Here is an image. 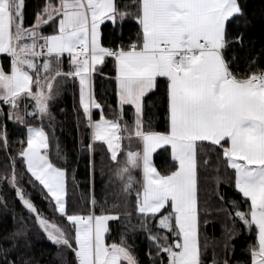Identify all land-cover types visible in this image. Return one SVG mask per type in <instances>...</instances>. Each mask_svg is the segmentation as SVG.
Listing matches in <instances>:
<instances>
[{
    "label": "snow or ice",
    "instance_id": "snow-or-ice-1",
    "mask_svg": "<svg viewBox=\"0 0 264 264\" xmlns=\"http://www.w3.org/2000/svg\"><path fill=\"white\" fill-rule=\"evenodd\" d=\"M23 8L24 0H0V55L8 62L7 69L0 64V105L8 106V121L26 126V146L17 154L24 170H17L16 158L10 156L11 173L0 175V193L5 187L14 192V199L28 212L25 217L13 211L12 227L0 233V264H18L14 253L31 247L29 233L34 229L56 246L59 264H140L126 236L137 228L149 243V264H248L230 259L232 241L241 234L254 236L246 249L250 264H264V68H252L264 60V45L249 49L254 55L245 58L247 70L240 71L237 48L250 43L246 30L255 23L245 3L60 0L56 6L45 3L28 27ZM127 21L134 22L135 38L126 43L122 35ZM260 23L264 25V14ZM49 24L52 31L45 34L42 28ZM65 54L67 71L62 66ZM108 58L115 73V118L104 114L93 90L94 78L104 75ZM67 79L79 84L82 122L90 130L93 184L96 142L106 146L119 180L113 203L99 214L68 211L66 169L50 159L44 129L26 120L28 116L51 120L50 101ZM157 92L158 99H150ZM157 103L164 108L163 131L145 121L146 108ZM93 109H100L99 119H93ZM126 138H134L137 149L121 159L118 154ZM0 145L7 152L6 122L0 129ZM158 150L170 158L166 172L154 165ZM201 175L214 185L208 190L220 207L212 209L206 200L201 209ZM24 176L51 211L66 220L65 227L50 222L34 203L22 184ZM108 183L116 181L110 177ZM221 184L232 188L233 196L220 191ZM133 200L137 224L129 210ZM0 207L8 211L6 195L0 194ZM213 210L223 211L231 226L221 225L223 257L213 250L206 259L209 243L207 235L201 241L202 213L206 229ZM122 217L120 242L107 244L109 221Z\"/></svg>",
    "mask_w": 264,
    "mask_h": 264
},
{
    "label": "trees",
    "instance_id": "trees-1",
    "mask_svg": "<svg viewBox=\"0 0 264 264\" xmlns=\"http://www.w3.org/2000/svg\"><path fill=\"white\" fill-rule=\"evenodd\" d=\"M59 0H24L23 8V23L25 27L30 26L36 19V14L42 10L45 3H51L54 6L57 5ZM125 2L130 3V0H121L123 5ZM246 5V12L255 17V23L246 30L245 40L250 42L246 44L244 49L237 48L238 54L241 57L239 62V70H247L245 58L249 55H254L253 51L249 49L259 50L264 45V25L260 23V16L264 14V0H242ZM45 34H50L52 31L51 25H45L42 28ZM107 28L105 29V35H107ZM129 37L135 38V26L134 22L127 21L123 25L122 38L124 42L129 41ZM2 65L5 69L8 67V62L1 56ZM63 69L67 71L69 69L68 58L65 54L63 60ZM256 67L264 68V60L259 61ZM104 75L96 74L93 81V90L98 102L102 105L103 112L108 118H115L114 109L116 104V97L114 91V81L112 78L115 73L113 70V61L111 58L106 60L103 66ZM34 88V86H33ZM160 93L157 92L150 99H158ZM31 102H29V111ZM112 106V107H110ZM4 115L0 116V129H2L5 122L7 123L8 133V150L7 152L0 145V175L5 172L11 173L12 161L10 156L16 158V168L19 171H23L22 160L17 155L23 146H26V126L19 123H14L7 120V105H0ZM21 114L24 113V101H21L20 105ZM50 111L52 119H45L42 122L34 119L31 116L26 117L28 123L33 124L36 127H42L48 134L50 139V159L57 163L58 166L66 169V202L67 208L70 213L76 212L80 214H88L89 211L100 213L102 208H108L113 203L115 197L114 193L119 190V180L113 175L115 164L109 160L106 155V146H102L101 142H96L94 152L96 161V171L93 184V178L90 173L89 159L90 150L87 145L90 141V130L85 126V122H82V110L79 106V84L78 81L71 79L65 80L58 88V95L55 99L50 101ZM129 110V116L127 119L131 121V115ZM100 109H93V119H99ZM145 121L150 122L152 128L158 131H163L165 128L164 108L157 103L155 107L146 108ZM122 152L118 155L121 159H124V152L129 150L131 144L137 149L135 139H124L122 142ZM132 147V146H131ZM60 153L58 157L57 153ZM124 155V156H123ZM154 165L161 172H166L170 166V158L165 156L163 152L158 150L153 155ZM103 168V172L101 171ZM211 174V173H210ZM134 175L139 178L140 172L136 171ZM112 177L116 181L115 184H109V178ZM22 184L29 193L30 198L36 203V205L45 213L49 221L57 224L58 227H65L66 220L54 214L51 211L49 204L41 197L39 192L32 188L27 183V176H24ZM201 189H200V206L201 209L205 207V201H209V205L212 209L220 207V201L216 196L208 190L210 187H214L211 181L206 182L203 175H201ZM220 191L224 192L227 196H233V189L225 184L220 185ZM7 196L8 211H5L3 207H0V233L9 230L12 227V212L15 211L17 216H28V212L24 209L18 199H14V192H9L5 187L3 192L0 193ZM92 197L95 199V204L91 201ZM210 198V199H209ZM107 199L108 204H105ZM133 212L132 223L137 224L138 220L134 214V200L131 202L129 208ZM209 219L212 221L205 229L203 226V213L201 222V241L203 242L204 236L207 235L209 248L206 254V259L210 258L213 254V250L223 257V235L222 227L223 223H229L227 217L223 211L216 212L213 210ZM124 218L121 221H109V231L106 233V242L111 244L113 242L119 243L121 234L124 232ZM127 242L134 244V251L137 255L140 264H149V258L147 252L149 250V243L146 239L143 230L137 228L135 233L127 232ZM29 239L32 241L30 248L21 247L15 256L19 261L29 260L30 264H59L56 253L57 248L55 245L49 242L44 234L41 232L39 236L35 234V229L29 233ZM254 242V236L249 234H241L237 236L232 243H234V251L230 254V259L235 262L236 260L247 261L250 264V256L246 249L250 243ZM153 252L155 249H152ZM164 260L166 262V254ZM67 259L72 260V254L69 253Z\"/></svg>",
    "mask_w": 264,
    "mask_h": 264
},
{
    "label": "rangeland",
    "instance_id": "rangeland-1",
    "mask_svg": "<svg viewBox=\"0 0 264 264\" xmlns=\"http://www.w3.org/2000/svg\"><path fill=\"white\" fill-rule=\"evenodd\" d=\"M59 3H60V0H59L58 4H59ZM58 4H57V5H58ZM55 6H56V5H55ZM131 146H132V147H131ZM131 146H130L129 150L135 151L136 148L134 147V145L131 144ZM126 152H127V151H126ZM125 154H126V153L124 152V155H125ZM124 155H123V156H124ZM153 162H154V161H153ZM66 183H67V181H66ZM66 192H67V191H66ZM93 199H94V198L92 197L91 201H93ZM96 214H99V213H96ZM55 225L58 226L57 224H55ZM105 239H106V233H105ZM105 242H106V240H105ZM106 243H107V242H106Z\"/></svg>",
    "mask_w": 264,
    "mask_h": 264
},
{
    "label": "crops",
    "instance_id": "crops-1",
    "mask_svg": "<svg viewBox=\"0 0 264 264\" xmlns=\"http://www.w3.org/2000/svg\"><path fill=\"white\" fill-rule=\"evenodd\" d=\"M0 64H2V60L0 59Z\"/></svg>",
    "mask_w": 264,
    "mask_h": 264
}]
</instances>
